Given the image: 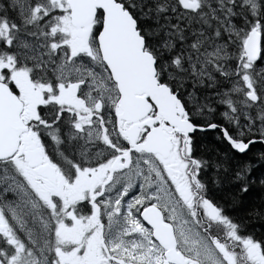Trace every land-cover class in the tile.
Listing matches in <instances>:
<instances>
[{
  "label": "snow or ice",
  "instance_id": "6c2138e0",
  "mask_svg": "<svg viewBox=\"0 0 264 264\" xmlns=\"http://www.w3.org/2000/svg\"><path fill=\"white\" fill-rule=\"evenodd\" d=\"M261 61L264 0H0V264H264L212 197L257 183Z\"/></svg>",
  "mask_w": 264,
  "mask_h": 264
},
{
  "label": "trees",
  "instance_id": "16d2710c",
  "mask_svg": "<svg viewBox=\"0 0 264 264\" xmlns=\"http://www.w3.org/2000/svg\"><path fill=\"white\" fill-rule=\"evenodd\" d=\"M209 139L210 144L221 148L224 147L212 135ZM252 150L257 151V153H253ZM261 151H264V144L254 143L250 146V151H247L246 154H237V159L249 161L253 165L249 179L257 180V183L251 185L247 193L235 194V199H233L235 190L228 185H223L212 191V197L223 208L226 215L232 217L237 223L243 221L244 227L241 234H252L257 240H264V219L250 217L248 213L252 209L260 207L262 198H264V191L260 189L258 184L259 177L261 174H264V161L259 159V153ZM254 156L258 157L257 163L253 161Z\"/></svg>",
  "mask_w": 264,
  "mask_h": 264
},
{
  "label": "flooded vegetation",
  "instance_id": "af4514ba",
  "mask_svg": "<svg viewBox=\"0 0 264 264\" xmlns=\"http://www.w3.org/2000/svg\"><path fill=\"white\" fill-rule=\"evenodd\" d=\"M211 135L213 136L214 139H216L217 137V132L216 131H213V130H206L204 132H199L197 131L196 133V137L199 139L200 143H207V144H210V137ZM252 152L254 153H257V151L255 150H252ZM257 160H258V157L254 156L253 157V161H255V163H257Z\"/></svg>",
  "mask_w": 264,
  "mask_h": 264
},
{
  "label": "rangeland",
  "instance_id": "374dc122",
  "mask_svg": "<svg viewBox=\"0 0 264 264\" xmlns=\"http://www.w3.org/2000/svg\"><path fill=\"white\" fill-rule=\"evenodd\" d=\"M262 63H264V61H261Z\"/></svg>",
  "mask_w": 264,
  "mask_h": 264
}]
</instances>
